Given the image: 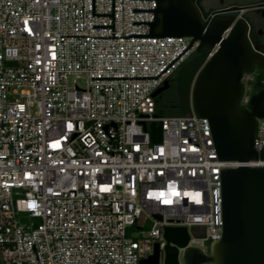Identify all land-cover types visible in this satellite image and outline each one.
I'll use <instances>...</instances> for the list:
<instances>
[{"label":"built area","instance_id":"2783aa9c","mask_svg":"<svg viewBox=\"0 0 264 264\" xmlns=\"http://www.w3.org/2000/svg\"><path fill=\"white\" fill-rule=\"evenodd\" d=\"M156 9L157 0H0L5 264H143L156 246L165 264L169 227L188 230L179 255H207L222 236V171L264 168L261 158L221 160L195 112H157L154 93L198 43L151 37ZM254 147L264 150V118Z\"/></svg>","mask_w":264,"mask_h":264},{"label":"water","instance_id":"95a60500","mask_svg":"<svg viewBox=\"0 0 264 264\" xmlns=\"http://www.w3.org/2000/svg\"><path fill=\"white\" fill-rule=\"evenodd\" d=\"M231 26L230 34L223 38ZM150 36L191 38L192 44L198 43L197 53L219 44L212 58L197 57L179 70L180 107L184 115L195 112L208 119L221 160L264 159V150L258 153L254 147L258 120L264 118V89L250 98L249 110L241 107L246 93L244 74L264 69V54L250 41L247 21L217 17L208 24L193 0H157ZM164 89L166 82L154 98ZM150 127L153 141L160 142L162 126ZM222 181V236L211 243L207 255L193 252L190 264H264V168L224 169ZM165 238V264H180L179 248L187 246L188 230L166 228ZM158 259L156 246L154 256L143 264H157ZM0 264H5L1 247Z\"/></svg>","mask_w":264,"mask_h":264},{"label":"flooded vegetation","instance_id":"af4514ba","mask_svg":"<svg viewBox=\"0 0 264 264\" xmlns=\"http://www.w3.org/2000/svg\"><path fill=\"white\" fill-rule=\"evenodd\" d=\"M193 3L199 9L204 22L208 24L217 17H234L238 21L246 20L249 24L250 41L254 46H258L261 53L264 54V0H193ZM208 54L209 50L203 53L196 51L186 63ZM178 72L166 81V89L157 96L158 100L166 106L168 112L180 107L176 82ZM250 74H244L243 82L246 76H251ZM249 100L246 103L243 99L241 107L249 110ZM191 254V252L186 253L189 262Z\"/></svg>","mask_w":264,"mask_h":264},{"label":"trees","instance_id":"16d2710c","mask_svg":"<svg viewBox=\"0 0 264 264\" xmlns=\"http://www.w3.org/2000/svg\"><path fill=\"white\" fill-rule=\"evenodd\" d=\"M246 88V93L244 97L251 98L254 95L258 94L264 89V69L257 68L256 71L253 73L251 79L244 83ZM156 105H157V112L164 115H183L181 107L172 112H168L166 106L163 105L158 98H155Z\"/></svg>","mask_w":264,"mask_h":264},{"label":"rangeland","instance_id":"374dc122","mask_svg":"<svg viewBox=\"0 0 264 264\" xmlns=\"http://www.w3.org/2000/svg\"><path fill=\"white\" fill-rule=\"evenodd\" d=\"M252 75L251 76H246L244 78V82L247 83L251 79ZM79 85H82V83H79ZM243 99L246 102V100H248L249 98L244 97ZM147 233H148L147 230H145V231L142 232V234L136 233L135 236H136V238L145 237V236H147ZM206 252L208 253V249H206ZM179 259H180V263L181 264H190V262H188V259H187V256H186V252L184 250L180 251Z\"/></svg>","mask_w":264,"mask_h":264}]
</instances>
